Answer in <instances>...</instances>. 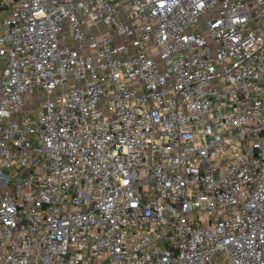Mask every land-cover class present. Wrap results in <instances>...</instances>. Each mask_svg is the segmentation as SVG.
<instances>
[{
  "label": "built area",
  "instance_id": "obj_1",
  "mask_svg": "<svg viewBox=\"0 0 264 264\" xmlns=\"http://www.w3.org/2000/svg\"><path fill=\"white\" fill-rule=\"evenodd\" d=\"M118 1L0 0V264H264V0Z\"/></svg>",
  "mask_w": 264,
  "mask_h": 264
},
{
  "label": "rangeland",
  "instance_id": "obj_2",
  "mask_svg": "<svg viewBox=\"0 0 264 264\" xmlns=\"http://www.w3.org/2000/svg\"><path fill=\"white\" fill-rule=\"evenodd\" d=\"M116 3H118V2H120V1H118V0H114ZM1 69L3 68V66L2 67H0ZM42 94V92H39V94L37 95V93H34V95L36 96H39V95H41Z\"/></svg>",
  "mask_w": 264,
  "mask_h": 264
}]
</instances>
